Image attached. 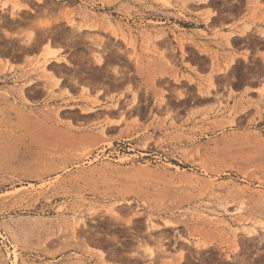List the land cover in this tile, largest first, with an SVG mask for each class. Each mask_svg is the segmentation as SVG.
I'll return each mask as SVG.
<instances>
[{
  "label": "rangeland",
  "instance_id": "1",
  "mask_svg": "<svg viewBox=\"0 0 264 264\" xmlns=\"http://www.w3.org/2000/svg\"><path fill=\"white\" fill-rule=\"evenodd\" d=\"M207 1L0 0V264H264V56L213 60L197 91L150 59L174 84L154 79L156 112L134 89L120 132L125 95L71 87L114 81L132 29L146 45L174 28L183 53L178 31L213 18L264 38V0Z\"/></svg>",
  "mask_w": 264,
  "mask_h": 264
},
{
  "label": "crops",
  "instance_id": "2",
  "mask_svg": "<svg viewBox=\"0 0 264 264\" xmlns=\"http://www.w3.org/2000/svg\"><path fill=\"white\" fill-rule=\"evenodd\" d=\"M216 18L212 19L210 25L205 24L202 27H192L185 28V32L178 31V35H186L185 39V53L182 52L180 44L176 41V37L172 35L171 30L177 34V31L173 28H167V26H163L164 30L167 32L168 36H164L162 39L153 40L150 44L143 45L144 40L140 38L137 34V29H132L133 33H131V37H136L137 45H136V54L137 57L131 58L128 52L124 55L123 58L119 60L122 65L121 70L118 72L114 81L104 83H99L96 86V83L90 81L85 78H81L78 84L73 83L72 88L77 90L76 94H80L82 87L84 84L90 85L91 88H95V93L100 91L102 95L106 97H118L124 96L122 103L126 106L123 110L119 109L117 118H115V123L108 124L110 128H117L119 132L123 130L127 125V121H131L137 111L136 108L128 105V101L131 105H133L134 99V89L141 91V98L146 97L147 89H150V108L152 112L160 111L161 107L156 105V92L153 88H151L153 81L155 79L156 83L163 81L164 79H168L173 81L169 76H154L149 68L150 59L161 62V54H164L166 57L172 59L173 62L178 64L179 73L186 74L191 77L194 81H190L189 79H185L182 81V84H186L189 87H194L195 90H198V82L201 80H206L208 78V74L211 72L212 62L213 60L224 62L229 60L231 57L236 56L237 59L242 58L247 55L250 58L254 57H263L264 56V38L258 32H254L255 30L247 31L245 34L240 33L238 28H242L244 25H237L236 28H233L230 24H216ZM238 27V28H237ZM198 30H203L206 32V35H199ZM234 30L235 32L231 35H228L230 31ZM50 40V36L45 37L40 40L38 44L31 46L32 50H41ZM52 44H54L55 49H59V55L67 57L72 60L73 57V48L69 43L58 40L57 38H52ZM146 48H150L151 52L156 53L157 55H153L151 53L146 52ZM127 51H131L128 47H126ZM247 52H250L248 54ZM38 54V53H36ZM33 54H23L19 57L20 64L26 61V57H32ZM11 58H14L12 55ZM203 58L208 60L207 68L202 63ZM108 59V58H107ZM60 63L64 67L69 68L65 61L62 59L61 61H57L56 59H52L50 63ZM186 63H190V67L186 66ZM70 66V65H69ZM105 66V62L102 64ZM207 69L206 72L203 70ZM198 71L200 74H204V76L198 75ZM206 75V76H205ZM221 76V75H220ZM219 76V77H220ZM251 83H259V80H251ZM254 90L257 89V86L253 87ZM223 93L225 96L229 93V88L226 90L223 88ZM166 107H162V110H165ZM118 110V109H116ZM121 111V112H120ZM150 111V109H149ZM123 112L126 114V118L124 121L121 120ZM143 116L147 117V114L142 113ZM151 116L146 118V121L149 122Z\"/></svg>",
  "mask_w": 264,
  "mask_h": 264
},
{
  "label": "bare ground",
  "instance_id": "3",
  "mask_svg": "<svg viewBox=\"0 0 264 264\" xmlns=\"http://www.w3.org/2000/svg\"><path fill=\"white\" fill-rule=\"evenodd\" d=\"M39 1H41L42 2V0H39ZM207 1V0H206ZM44 2V1H43ZM208 2V1H207ZM2 5H3V3H2ZM4 9V8H3ZM18 11V10H17ZM16 11V12H17ZM210 14V13H209ZM18 16V15H17ZM15 18V17H14ZM208 19V18H207ZM210 19V18H209ZM53 53V52H52ZM104 55V54H103ZM102 55V56H103ZM49 56V55H48ZM51 56V55H50ZM49 56V57H50ZM47 57V56H46ZM49 57H48V59H49ZM52 57V56H51ZM104 57V56H103ZM105 58H107V57H105ZM104 59V58H103ZM47 60V59H46ZM49 63H50V60H49ZM101 63V62H100ZM103 64V63H102ZM101 65V64H100ZM51 75V74H50ZM53 75V74H52ZM51 75V76H52ZM53 77V76H52ZM50 78V77H49ZM54 80V79H53ZM56 82V81H55ZM58 83V82H57ZM53 85V84H52ZM55 85V84H54ZM54 85H53V88H52V90L54 89ZM57 85V84H56ZM32 86V85H31ZM25 87H27V86H25ZM50 87H52V86H50ZM27 89V88H26ZM22 90H25V89H22ZM25 91H27V90H25ZM21 93V92H20ZM22 93H24L23 91H22ZM26 93V92H25ZM24 95V94H23ZM25 96V95H24ZM25 98V97H24ZM28 98V97H27ZM54 108V107H53ZM57 111V110H56ZM92 110H90V112H91ZM57 113H59V112H57ZM56 115H58V114H56Z\"/></svg>",
  "mask_w": 264,
  "mask_h": 264
},
{
  "label": "built area",
  "instance_id": "4",
  "mask_svg": "<svg viewBox=\"0 0 264 264\" xmlns=\"http://www.w3.org/2000/svg\"><path fill=\"white\" fill-rule=\"evenodd\" d=\"M121 144H124L123 142H118V146L121 147Z\"/></svg>",
  "mask_w": 264,
  "mask_h": 264
},
{
  "label": "snow or ice",
  "instance_id": "5",
  "mask_svg": "<svg viewBox=\"0 0 264 264\" xmlns=\"http://www.w3.org/2000/svg\"><path fill=\"white\" fill-rule=\"evenodd\" d=\"M6 7H7V5H6ZM23 7H27V5H23ZM98 63H100V61H98Z\"/></svg>",
  "mask_w": 264,
  "mask_h": 264
},
{
  "label": "flooded vegetation",
  "instance_id": "6",
  "mask_svg": "<svg viewBox=\"0 0 264 264\" xmlns=\"http://www.w3.org/2000/svg\"><path fill=\"white\" fill-rule=\"evenodd\" d=\"M67 65H70V63H67Z\"/></svg>",
  "mask_w": 264,
  "mask_h": 264
}]
</instances>
